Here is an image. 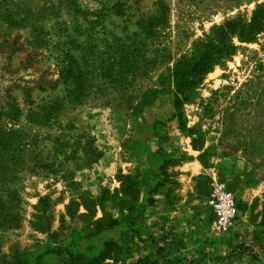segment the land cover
<instances>
[{
	"label": "rangeland",
	"instance_id": "374dc122",
	"mask_svg": "<svg viewBox=\"0 0 264 264\" xmlns=\"http://www.w3.org/2000/svg\"><path fill=\"white\" fill-rule=\"evenodd\" d=\"M262 1L0 0V264H264V31L181 122L170 77ZM211 167L239 200L226 234Z\"/></svg>",
	"mask_w": 264,
	"mask_h": 264
},
{
	"label": "trees",
	"instance_id": "16d2710c",
	"mask_svg": "<svg viewBox=\"0 0 264 264\" xmlns=\"http://www.w3.org/2000/svg\"><path fill=\"white\" fill-rule=\"evenodd\" d=\"M264 31V1L256 4L249 19L240 16L228 19L210 28L204 38L193 42L192 51L181 55L170 70L173 82L172 103L175 116L182 118V105L191 100L196 88L212 69L232 57L237 50L235 40L248 43ZM115 224L110 221V228ZM74 258L82 259L81 255Z\"/></svg>",
	"mask_w": 264,
	"mask_h": 264
},
{
	"label": "built area",
	"instance_id": "2783aa9c",
	"mask_svg": "<svg viewBox=\"0 0 264 264\" xmlns=\"http://www.w3.org/2000/svg\"><path fill=\"white\" fill-rule=\"evenodd\" d=\"M210 174L209 207L213 228L219 233L232 231L240 216L239 200L219 178L214 168L208 169Z\"/></svg>",
	"mask_w": 264,
	"mask_h": 264
}]
</instances>
